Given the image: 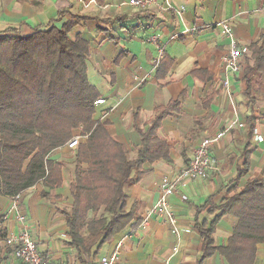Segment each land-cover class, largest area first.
Masks as SVG:
<instances>
[{
  "label": "crops",
  "instance_id": "0c3cea01",
  "mask_svg": "<svg viewBox=\"0 0 264 264\" xmlns=\"http://www.w3.org/2000/svg\"><path fill=\"white\" fill-rule=\"evenodd\" d=\"M128 1L0 0V32L14 29L15 34H28L36 27H62L69 20L77 21L71 38L81 33L90 41L87 75L99 98L105 99L96 104L93 118L109 121L110 133L131 150V157L141 143L140 130L149 128L155 108L174 99L181 101L180 110L167 115L158 129V135L170 145L169 158L146 163L148 171L142 179L126 185V210L136 206V216L142 221L159 199L162 177L175 176L185 168L204 137L214 135L236 117L246 127L231 130L213 145L217 166L206 178L189 180L171 197L182 228L180 239L167 221L153 215L148 225L127 227L89 253L71 243L66 221L73 204L74 151L66 145L56 149L50 158L65 162L60 187L37 183L22 193L18 209L11 197L0 196V264H24L11 256L4 241L6 233L19 229L18 211L27 216L38 249L50 264H101L102 256L114 251L119 254L117 264H231L218 250L205 255L198 223L221 213L218 207L231 187L241 188L250 178L264 177V140L255 142L254 131L248 136L249 118L264 134V95L255 94L249 100L245 93V56L243 70L228 74L223 70L222 57L230 51L231 38L220 22H229L241 46L249 49L261 33L264 44V0H172L185 6L182 19L157 6L136 8ZM153 35L158 36L165 56L173 60L166 73L164 59L154 68L158 49ZM226 76L229 88L223 86ZM257 81L264 84V77ZM247 144L252 150L251 166L237 179ZM236 224L237 218L231 214L219 219L213 233L215 246L228 244ZM176 246L179 250L174 253ZM253 264H264V243L257 245Z\"/></svg>",
  "mask_w": 264,
  "mask_h": 264
},
{
  "label": "trees",
  "instance_id": "16d2710c",
  "mask_svg": "<svg viewBox=\"0 0 264 264\" xmlns=\"http://www.w3.org/2000/svg\"><path fill=\"white\" fill-rule=\"evenodd\" d=\"M76 25V20H69L62 27H36L28 34H15L14 29L0 32V196L13 198L39 182L60 187L65 162L50 155L78 131L86 135L73 149V204L66 221L71 243L89 253L141 222L136 206L126 210L125 187L142 179L146 163L169 158L170 145L158 129L167 115L180 110L181 101L155 108L131 157V150L110 133L109 121L93 118L100 93L87 75L91 43L81 33L71 38ZM262 38L263 33L250 44V57L244 55L249 100L264 95V84L257 81L264 77ZM163 62L166 73L173 60L165 56ZM254 128L249 118V137ZM251 151L247 144L237 179L249 172ZM218 208L221 213L213 220L198 223L205 255L218 250L231 264H253L257 245L264 243V177L231 187ZM226 214L235 216L237 224L228 244L217 247L213 233Z\"/></svg>",
  "mask_w": 264,
  "mask_h": 264
},
{
  "label": "built area",
  "instance_id": "2783aa9c",
  "mask_svg": "<svg viewBox=\"0 0 264 264\" xmlns=\"http://www.w3.org/2000/svg\"><path fill=\"white\" fill-rule=\"evenodd\" d=\"M128 3L136 8H147L149 6H157L158 8L175 12L179 18H183L185 10L184 5L177 6L172 0H165V3H160L158 0H129ZM225 28L226 34L231 38L230 51L222 57V68L226 74L231 72H239L244 69L245 65L242 62V57L249 53L247 47L241 46L236 40L232 28L226 20L220 22ZM152 41L155 43L158 49V56L154 60V68H157L160 62L165 57V50L159 42L157 35L152 36ZM151 74L142 78L141 81L147 79ZM138 80L139 78L136 77ZM223 86L229 88L230 80L226 76L223 80ZM104 98H98L96 104H103ZM262 125L264 123H261ZM246 127L245 122L239 121V118H235L227 124L222 130L216 132L214 135H208L204 137L197 145L194 155L191 158L188 165L178 172L175 176L166 175L162 177L159 183V199L157 202L146 212L145 217L140 222V225L146 226L149 223V219L153 215H158L167 221L172 232L180 239V227L179 218L174 212L171 204V197L177 192L179 186H185L189 180L206 178L210 170H213L217 166V159L213 156L212 147L215 143L219 142L226 133L235 128L243 129ZM260 126L254 128V140L255 142H261L264 140V134L259 130ZM86 135L80 134L78 131L66 144L69 149L77 148L81 142L86 138ZM21 193L13 197V206L18 209L19 199ZM186 199V196H183ZM19 229L11 234H7L4 237L5 244L11 248V256L24 264H50L49 260L39 251L36 241L33 238L31 227L28 218L25 214L18 211L16 216ZM2 231V225L0 222V232ZM189 232L190 229H185ZM179 246L173 248V252H177ZM119 260L118 251H114L109 255L102 256L101 264H117Z\"/></svg>",
  "mask_w": 264,
  "mask_h": 264
}]
</instances>
